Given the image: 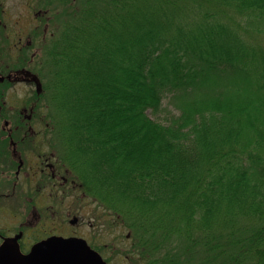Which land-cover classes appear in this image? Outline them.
Wrapping results in <instances>:
<instances>
[{
    "label": "trees",
    "instance_id": "1",
    "mask_svg": "<svg viewBox=\"0 0 264 264\" xmlns=\"http://www.w3.org/2000/svg\"><path fill=\"white\" fill-rule=\"evenodd\" d=\"M3 1L0 55L17 56L0 68L51 104L69 166L130 230L129 252L264 264V0H31L14 53ZM164 101L165 123L147 113Z\"/></svg>",
    "mask_w": 264,
    "mask_h": 264
},
{
    "label": "rangeland",
    "instance_id": "2",
    "mask_svg": "<svg viewBox=\"0 0 264 264\" xmlns=\"http://www.w3.org/2000/svg\"><path fill=\"white\" fill-rule=\"evenodd\" d=\"M3 2L2 9L4 10L2 15L3 19H5V23L8 24L7 34L10 38L8 41L11 43L10 49H13L14 53L18 42L21 41V44L24 42L28 31L35 24L34 11L30 6L32 4L31 0H4ZM6 40H4L5 46L6 43H8ZM3 55L4 56L0 55V67L10 68L12 63L11 60L15 58L17 54L10 59L6 53ZM41 75L43 76V80L41 81L42 87L39 94L48 96L52 77L51 75L48 76V71L42 72ZM9 78L10 76H7V71L0 68V134H4L11 130V134L17 137V140L21 141L20 148L23 149L22 151L35 149L46 157L55 155V157L65 159L66 154H68V149L63 147V143H60L61 134L51 131V124H53V117L50 115L52 112L51 104L47 107L45 104L40 105V101L44 96H39V103L36 105L33 102L30 105L28 98L29 96L32 97L35 85L24 81L8 82L7 80ZM162 105L163 109L160 112L153 113L151 110H148L147 113L152 119L165 123L169 116V111H171V107L167 106L165 101ZM24 114L27 115L26 120L23 118ZM5 121L7 122L6 128ZM30 127H33V130L30 129L27 131ZM20 128H22L23 131H19ZM33 134H36V136H31ZM30 136L33 138V141L29 138ZM34 151L27 152L25 155L35 168V164L39 162V159L36 156L37 153ZM26 156L23 157L25 158ZM70 162L66 160V163L64 162L65 164L61 163L60 175L63 173L65 174L68 180L67 183L70 187L72 186V182L69 183L70 180H76V187H74L75 193H68L65 197H61L63 196L62 194L55 198H53L54 195L50 197L52 187L45 186L47 177H41L40 173L35 169H27L30 171L29 179L26 180L23 177L21 178V182L29 181L30 183L27 184H29L31 188L35 185L40 189L36 194L37 197L34 203L36 207L38 206V208L42 209V207L45 208V206L51 204L52 201L57 200L59 205V223L57 222L58 220L55 219L57 217H53L52 214H50L52 210H49L46 212V216L48 217L43 218L46 219L45 227H40L39 221H34L33 223L36 224H31L32 226L26 230L27 234L29 233L31 236L32 232L35 230L48 232L51 230V227L53 228L56 226L58 232L65 235H75L76 237L88 240L90 247L98 251L107 264H145L146 262L140 259L137 254L132 251L129 252L131 240L127 238V235L130 233V230L123 226V223H121L122 221L116 224V219L114 217H109L108 212L102 208L103 206L100 205L95 198L88 196L85 189L78 183L76 171L69 166ZM64 165L69 169L70 175L65 172ZM10 176H12V174H10ZM41 179H43V181ZM13 181L14 179L12 178V181L8 182L7 185L9 186H7L6 190L10 187V182L13 183ZM27 184L22 187L17 185L14 188L13 197L9 204L13 216L17 215L21 209L28 208V204L21 199L23 194L22 190L26 192V187L29 188ZM71 207L75 209V211L71 210L72 214L69 215L68 209H71ZM105 212H107V215ZM74 214L78 216L79 219L77 226L67 227V225H69L67 224L68 220ZM49 216L51 217L49 218ZM12 222L16 223L17 219L14 218ZM153 233L154 232L147 233L145 236L148 235L151 237ZM158 233L161 234L159 230ZM161 236H163V234H161ZM178 238L179 236L177 235V239L175 238L177 242L179 241L182 243L183 239ZM184 256L187 258L193 255L187 253L186 255L184 254Z\"/></svg>",
    "mask_w": 264,
    "mask_h": 264
},
{
    "label": "flooded vegetation",
    "instance_id": "3",
    "mask_svg": "<svg viewBox=\"0 0 264 264\" xmlns=\"http://www.w3.org/2000/svg\"><path fill=\"white\" fill-rule=\"evenodd\" d=\"M7 127V122L5 121V128ZM31 136H36V134H33ZM31 138V141H33V138ZM27 137V136H26ZM34 144V143H33ZM21 141L17 140V137H14L11 134V130L7 131L4 134H0V245L7 241L8 244L16 248L21 254H26L30 251L32 246L48 237L51 236H62V237H71L75 235H65L61 232L57 231L56 226L53 228L51 227V230L48 232H44L42 230H35L32 232L31 236L30 234L26 232L30 226L36 224L33 223L34 221H39L40 227H45V220L43 219L46 216V212L49 210H52L50 214L52 216H56L58 223L60 222L59 218V205L58 200L52 201L51 204L45 206V208L42 207V209L38 208V206H35V199L37 197V192L40 190L35 185L31 188L29 184V181L21 182V178H25L26 180L30 178L29 173L30 171L27 169H35L37 172L40 173L41 177H47V183L45 186H51L50 191V197L54 195L53 198L60 196L62 194L65 197L68 193H75L76 187V180H70L69 183L72 184L70 187L67 183V177L65 174L60 175V166L65 162L66 158L61 159L60 157L49 156L46 157L45 155H41V152L38 150H29V151H22L23 149L20 148ZM36 152L37 157L39 159V162L34 165H31L30 161L27 159V152ZM45 152V151H43ZM23 156H26L25 158ZM64 161V162H62ZM62 163V164H61ZM64 163V164H65ZM15 166V168H14ZM65 166V165H64ZM65 172L70 175L69 169L64 167ZM13 171V173H12ZM12 174V176H10ZM39 176V177H40ZM12 178L14 179L13 183L10 182V187L7 189V185L9 181H12ZM43 181V179H41ZM6 183V184H5ZM29 185V188L26 187V192L22 190L23 194L21 199L24 200L28 204L27 209H21L20 212L13 216L11 214V210L9 208L10 201L13 197V191L15 186L20 185L21 187L23 185ZM3 185V186H1ZM20 187V188H21ZM61 188V189H59ZM76 199V198H75ZM56 210V211H55ZM71 210H74L72 207L71 209H68V214L71 215ZM51 216H49L50 218ZM17 219V222L14 223L12 220ZM78 216L75 214L68 220L69 225L67 227H73L77 226L78 224ZM33 223V224H32ZM32 224V225H31ZM42 231V232H41ZM41 232V233H39ZM16 238L15 241H12L13 238ZM76 237V236H75ZM86 240V239H85ZM88 243V240H86Z\"/></svg>",
    "mask_w": 264,
    "mask_h": 264
},
{
    "label": "water",
    "instance_id": "4",
    "mask_svg": "<svg viewBox=\"0 0 264 264\" xmlns=\"http://www.w3.org/2000/svg\"><path fill=\"white\" fill-rule=\"evenodd\" d=\"M17 237L13 238L15 241ZM0 264H107L81 237L51 236L21 254L6 242L0 245Z\"/></svg>",
    "mask_w": 264,
    "mask_h": 264
}]
</instances>
